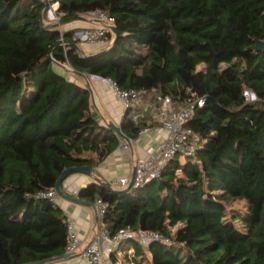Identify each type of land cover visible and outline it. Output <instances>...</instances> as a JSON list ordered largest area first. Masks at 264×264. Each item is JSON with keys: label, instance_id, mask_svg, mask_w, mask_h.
Listing matches in <instances>:
<instances>
[{"label": "trees", "instance_id": "16d2710c", "mask_svg": "<svg viewBox=\"0 0 264 264\" xmlns=\"http://www.w3.org/2000/svg\"><path fill=\"white\" fill-rule=\"evenodd\" d=\"M53 2L65 22L104 10L116 38L82 55L73 29L41 24L43 3L0 0V264L65 253L66 215L55 199L34 195L55 189L68 167L96 168L120 143L92 115L91 90L57 64L146 90L120 121L128 139L152 118L157 95L179 104L190 88L205 98L188 122L201 140L196 153L173 157L155 180L123 189L95 180L75 195L63 187L101 199L110 236L128 229L167 239H125L112 264H264V49L254 48L264 40V0ZM228 199L243 200L245 213L228 218Z\"/></svg>", "mask_w": 264, "mask_h": 264}, {"label": "built area", "instance_id": "2783aa9c", "mask_svg": "<svg viewBox=\"0 0 264 264\" xmlns=\"http://www.w3.org/2000/svg\"><path fill=\"white\" fill-rule=\"evenodd\" d=\"M44 6L41 9V18L44 25H53L60 22L62 13L57 12L58 4L53 0H38ZM90 19L92 24L87 29L74 30L73 37L79 40V43L86 42L90 45L101 47L107 45V35L113 38L112 28L115 27V20L111 15H108L104 10H95L91 12ZM89 79L98 82H105L120 103L124 112L132 109L134 104L141 102L147 94L145 89L126 90L117 87L116 83L108 77L89 74ZM245 97L252 96V100L256 97L251 90L244 91ZM184 98L181 103L175 104L168 95H157L156 103L151 107V117L156 120L163 130V135L156 147L148 146L144 149L143 155L137 159H133L134 180L129 186L131 177L121 176L118 180L120 189L134 187L137 188L146 184L151 180H155L161 174L163 168L168 161L176 157L179 160H185L193 156L201 144V140L196 131L188 126V122L192 117L197 107L204 106L205 98L198 95L195 91L186 89ZM249 100V99H248ZM149 128L144 127L139 130L138 134L148 132ZM125 148L126 145H123ZM67 191V189H65ZM73 195L76 190L70 187L69 190ZM34 197L37 199H55L57 192L55 189L48 191H39ZM96 223L92 229V236L87 242L81 239L74 230L71 220L67 222L68 243L66 244L65 253H77L86 264H110L109 256L117 250L119 244L125 239L136 238L143 243L148 240L163 239L164 237L150 231H140L134 234L128 229H123L121 232L110 236L104 230L102 217L104 214L105 205L101 199L95 202Z\"/></svg>", "mask_w": 264, "mask_h": 264}, {"label": "crops", "instance_id": "0c3cea01", "mask_svg": "<svg viewBox=\"0 0 264 264\" xmlns=\"http://www.w3.org/2000/svg\"><path fill=\"white\" fill-rule=\"evenodd\" d=\"M90 16L91 12H85L82 13L77 19L69 22L60 21L59 23L54 25H56V28L60 32H63L67 29H87L92 24ZM77 49L82 55H88L99 51V47L90 45L86 42L77 44ZM56 67V70L67 77L70 81L75 82L81 87H88V89L91 90L92 115L100 125L103 124L110 127L109 123H112L121 130L120 121L125 112L123 111L120 103H118L114 92L110 89L107 83L91 80L88 77V73H80L74 71V69L69 65L57 64ZM147 105V100L141 104L143 109L140 110V114L147 112ZM146 124L147 125L145 127L149 128L148 132L142 133L140 135L138 134L135 139H125L122 136H119L120 143L117 149L107 155L103 159V162H101L99 166L94 168L91 174L84 175L80 173H72L68 175L64 183L62 182V188L66 187L69 190L70 187H73L78 190L85 187L86 184L95 180L107 182L109 184V182H111V177L115 175H118L116 177H119V179L121 178V176L125 175L131 177L132 172L134 171L132 164L133 159H137L139 156L143 155L144 149L148 146H152L155 148L158 140H160L163 135V130L156 120L151 118ZM123 145H126V147L124 148ZM115 184L116 186H114L113 184H111L112 186L110 184L109 185L114 189H120V187L118 186V181H116ZM55 202L62 209L68 221L71 220L74 230L77 232L79 237L87 242L88 239H90L92 236V229L96 223L95 204L94 207L90 205H82L79 203L68 201L59 195H57V197L55 198ZM121 254L122 253H119L118 255H110V264H112V258H115V263L117 260L120 261L119 255ZM119 261H117V263ZM44 264L86 263L80 258L77 253H70L69 257Z\"/></svg>", "mask_w": 264, "mask_h": 264}, {"label": "water", "instance_id": "95a60500", "mask_svg": "<svg viewBox=\"0 0 264 264\" xmlns=\"http://www.w3.org/2000/svg\"><path fill=\"white\" fill-rule=\"evenodd\" d=\"M75 18H78V15H75L74 16ZM60 21L62 22H65L64 19H61ZM40 22L41 24L43 25V22H42V18L40 17ZM112 31L114 33V37L116 36V31H115V28L113 27L112 28ZM116 38V37H115ZM72 46L77 48V44L75 43H72ZM256 50H263L264 49V40H255V47H254ZM110 127L115 131V133L118 135V136H122L123 138L125 139H128L126 136H124L120 130V128L116 127L115 125H113L112 123H109ZM93 168L91 167H68L67 169H64L60 175L58 176L56 182H55V190L57 192V195L63 197L64 199L68 200V201H72V202H75V203H79V204H82V205H90L92 207H94V203L93 202H89V201H84L82 200L81 198L77 197V196H71V195H67L65 194L64 190L60 187V184L66 180L68 174L70 173H80V174H84V175H89L93 172ZM133 174H134V171L132 172V175H131V180H130V183H129V186H131L133 184V180H134V177H133ZM70 254L68 253H64V254H61L59 256H56V257H51V258H48V259H45V260H42V261H38L36 264H44V263H48V262H52V261H55V260H58V259H62V258H66V257H69ZM26 264H32V263H26Z\"/></svg>", "mask_w": 264, "mask_h": 264}, {"label": "rangeland", "instance_id": "374dc122", "mask_svg": "<svg viewBox=\"0 0 264 264\" xmlns=\"http://www.w3.org/2000/svg\"><path fill=\"white\" fill-rule=\"evenodd\" d=\"M68 71V70H67ZM248 99L251 101L252 100V96L249 94L248 95ZM181 162H183V160H181ZM118 175H115L113 177H111L109 184H113L114 186H116V181L119 180V177H116ZM112 186V185H111ZM226 205V210H227V217L230 218L231 214L234 213H245V202L243 200H239V199H228L225 202ZM176 228V227H175ZM175 228H172L173 232H175ZM146 250V248H144ZM126 251V250H125Z\"/></svg>", "mask_w": 264, "mask_h": 264}, {"label": "clouds", "instance_id": "9594fccd", "mask_svg": "<svg viewBox=\"0 0 264 264\" xmlns=\"http://www.w3.org/2000/svg\"><path fill=\"white\" fill-rule=\"evenodd\" d=\"M41 17V16H40ZM61 20V19H60ZM44 25V24H43ZM63 189V188H62ZM68 195V194H67Z\"/></svg>", "mask_w": 264, "mask_h": 264}]
</instances>
